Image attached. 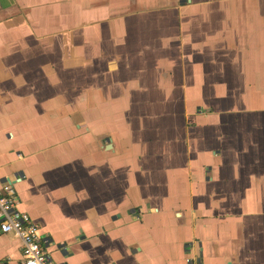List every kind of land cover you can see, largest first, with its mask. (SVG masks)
Instances as JSON below:
<instances>
[{"label": "crops", "instance_id": "crops-1", "mask_svg": "<svg viewBox=\"0 0 264 264\" xmlns=\"http://www.w3.org/2000/svg\"><path fill=\"white\" fill-rule=\"evenodd\" d=\"M8 185L57 264H264V0H0Z\"/></svg>", "mask_w": 264, "mask_h": 264}, {"label": "built area", "instance_id": "built-area-1", "mask_svg": "<svg viewBox=\"0 0 264 264\" xmlns=\"http://www.w3.org/2000/svg\"><path fill=\"white\" fill-rule=\"evenodd\" d=\"M0 233L12 235L20 244V264H57L49 254V240L39 233L37 224L25 212L17 209L12 186L0 190Z\"/></svg>", "mask_w": 264, "mask_h": 264}, {"label": "rangeland", "instance_id": "rangeland-1", "mask_svg": "<svg viewBox=\"0 0 264 264\" xmlns=\"http://www.w3.org/2000/svg\"><path fill=\"white\" fill-rule=\"evenodd\" d=\"M63 95H64V98L65 99H72V98L74 99L78 94H76L74 92H71V93L66 92ZM132 264H157V263H156V261L150 260V259H147V262H143L140 259L135 258L134 259V263H132ZM178 264H185V263L184 262H181V263H178Z\"/></svg>", "mask_w": 264, "mask_h": 264}]
</instances>
